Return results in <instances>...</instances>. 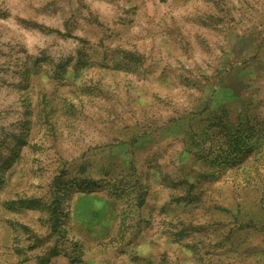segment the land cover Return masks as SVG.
<instances>
[{
  "label": "rangeland",
  "instance_id": "obj_1",
  "mask_svg": "<svg viewBox=\"0 0 264 264\" xmlns=\"http://www.w3.org/2000/svg\"><path fill=\"white\" fill-rule=\"evenodd\" d=\"M0 264H264V0H0Z\"/></svg>",
  "mask_w": 264,
  "mask_h": 264
}]
</instances>
